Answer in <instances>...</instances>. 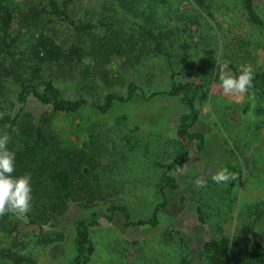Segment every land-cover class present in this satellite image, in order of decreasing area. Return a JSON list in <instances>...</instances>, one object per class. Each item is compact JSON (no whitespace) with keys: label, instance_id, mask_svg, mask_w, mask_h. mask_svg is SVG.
<instances>
[{"label":"rangeland","instance_id":"374dc122","mask_svg":"<svg viewBox=\"0 0 264 264\" xmlns=\"http://www.w3.org/2000/svg\"><path fill=\"white\" fill-rule=\"evenodd\" d=\"M32 1L43 4L42 0ZM139 6L141 14L135 18L119 10L113 0L72 1L68 5L70 18L76 24L96 25L88 31L83 46L89 80L82 89L80 75L74 69L56 71L53 66L50 72L66 99L83 97L97 103L106 92L123 94L126 84L132 81L140 90L131 101L114 105L103 114L89 105L75 113L53 114L33 100L25 104V111L32 119L44 113L48 116L52 133L63 144L71 142L83 147L95 159L88 179L101 182L106 190L90 209L102 215L108 205H124L131 220L145 217L161 201L155 188L160 174L168 162L180 157V145L190 147L175 132L178 117L186 112L179 97L144 99L141 96L169 87L164 54H168L174 69L203 59L227 60L228 70L234 74H238L243 64H250L254 73L264 69L261 51L264 37L249 22L242 0H144ZM253 9L264 24V0H253ZM140 26L151 28L161 54L154 50L150 39H140ZM113 30L119 31L115 33L117 44L111 37ZM120 34L135 37V47H126ZM105 37L107 43L112 41L111 45L103 42ZM74 38L75 32L68 25L52 18L43 34L39 36L33 28L32 32L20 35L19 41L22 50L33 60L30 68L33 70L40 58L51 55L50 51L57 53V48L67 47ZM46 70L35 71L32 79L39 82L48 75ZM221 71L219 67L217 71L198 73L193 78L203 85L205 96L195 102L198 119L190 130L202 134L203 148L198 153H189L181 169L168 172L177 187L163 189L166 202L156 214L158 227H125L119 212H114L110 221L100 218L98 226L89 230L94 250L87 264H133V261L135 264V247L128 243L135 240L145 256L153 254L159 248L156 238L171 213L177 217L182 213L183 219L194 212H202L204 216L209 213L211 217L200 219L201 225L204 222L207 227L217 226V216L223 217L219 220L225 223L220 225L227 228V235L234 225L231 218L234 211L258 214L260 219L252 229L258 227L256 235L264 239V87L256 91L249 89L255 95V102L247 94L225 95L220 87ZM222 167L236 172L239 179L228 185L215 183L212 176ZM198 180L203 183H197ZM75 207L56 227L61 240L46 246L35 244L30 236L36 231L35 226L14 215L12 220L21 230L19 237L30 236L24 243L19 241V248L14 249L35 258L34 264H61L69 260L73 255L70 221L89 210ZM239 215L234 230L240 229ZM176 255L175 249H164L160 259L174 262Z\"/></svg>","mask_w":264,"mask_h":264},{"label":"trees","instance_id":"16d2710c","mask_svg":"<svg viewBox=\"0 0 264 264\" xmlns=\"http://www.w3.org/2000/svg\"><path fill=\"white\" fill-rule=\"evenodd\" d=\"M37 5L32 0H25L22 4L12 0H0V134L7 133L10 137L8 148L15 153V173L31 174L32 209L25 220L27 224L36 227L31 233L35 244L46 246L61 240V233L57 230L59 222L67 219L68 213L76 209H89L85 215L70 221L72 229V257L61 264H87L93 255V244L89 238L90 228L97 227L100 218L110 221L114 212H119L125 227H154L157 224L156 214L165 206L163 189L173 190L177 187L176 180L168 172L181 169L189 157V153H198L203 148V136L199 132L190 130L198 119L195 107L197 100L203 99L205 91L201 83L193 81L198 73H212L220 67L215 59H203L197 63H187L177 69L172 68L167 53L164 54L168 71L169 87L166 90H152L142 98L155 96L179 97L180 103L186 108L177 120L175 132L178 138L190 143L189 149L182 148L180 157L166 164L155 185L160 202L155 203L145 217L131 220L124 205H108L102 215L90 209L97 204L104 189L101 182L89 181L94 165V158L83 148L71 142L63 144L52 133L48 116L45 113L36 119L29 117L25 111V104L33 100L50 113L71 114L84 105L96 109L103 114L114 105L126 104L131 101L140 88L132 81L125 86L123 94L106 92L101 95L99 102H88L83 97L66 99L62 97L56 85L55 77L50 75L53 66L56 71L68 68L79 73L80 88L85 89L90 71L84 56V44L88 31L96 25L91 23L76 24L68 14V5L74 0H42ZM144 0H113L114 5L129 16L138 17L141 12L140 3ZM245 14L254 27L264 37V24L253 9V0H242ZM52 18L60 19L75 32V38L67 47L57 48V53L39 59V63L32 67L33 60L28 58L22 50L19 37L32 32L40 36ZM140 39H150L154 50L161 54L159 42L152 34L151 28L140 26ZM113 30L111 37L119 40ZM46 37V36H44ZM126 47H135V37L130 35L119 37ZM109 41L106 39L103 42ZM99 42V41H98ZM112 42V41H111ZM108 42V45H111ZM104 44V43H102ZM100 44V45H102ZM116 45H114L115 48ZM33 51V45H30ZM264 61V39L261 44ZM144 56V55H143ZM141 60H143L142 56ZM135 60V59H134ZM76 66V68H73ZM47 69L48 75L39 82L32 78L35 71ZM59 72H57L58 77ZM264 87V69L254 73L253 87L258 90ZM260 92V91H259ZM106 190V189H105ZM104 195V194H103ZM75 205V206H74ZM251 215L250 227L260 219ZM14 214L6 213L0 216V264H34L35 258L21 255L14 248H19V241L25 242L27 236H20L21 231L13 222ZM165 234V233H164ZM168 236L174 235L167 233ZM177 238L180 237V234ZM37 237V238H35ZM135 247V264L158 263L160 254L145 256L141 248L136 246L138 241H129ZM44 244V245H43ZM185 246V245H184ZM202 264H264V239L254 237L248 233L242 235L225 236L220 239H208L200 250Z\"/></svg>","mask_w":264,"mask_h":264},{"label":"clouds","instance_id":"9594fccd","mask_svg":"<svg viewBox=\"0 0 264 264\" xmlns=\"http://www.w3.org/2000/svg\"><path fill=\"white\" fill-rule=\"evenodd\" d=\"M229 61L218 62L221 71L220 87L225 95H248V99L255 102V95L249 93L253 87L254 70L250 64H243L238 74L228 70ZM10 137L7 133L0 134V216L12 213L20 219H27L32 209V183L31 174L14 175L15 153L8 148ZM239 175L228 168L222 167L213 176L217 184L228 185L236 182ZM197 183H203L198 180Z\"/></svg>","mask_w":264,"mask_h":264},{"label":"crops","instance_id":"0c3cea01","mask_svg":"<svg viewBox=\"0 0 264 264\" xmlns=\"http://www.w3.org/2000/svg\"><path fill=\"white\" fill-rule=\"evenodd\" d=\"M182 213H180L177 217L176 214H170L168 215L167 224H165L162 228V231L160 232V235L156 240L158 241V249L153 254H160L161 251L164 249L173 250L175 249L178 253V255L175 256V260L169 262H164L162 259H160V256L158 257V263L153 264H202L200 260V250L202 248V245L204 242H206L208 239H220L221 237H225L226 232H228L226 227H223L220 224H224L225 222H222V220H219L223 217H218V224L217 226L207 227L204 226V222L201 225L200 219L204 217H211L209 216V213L202 214V212L199 213H190V215L185 216L186 218H181ZM240 217V229L238 227L234 230L233 227L237 222L236 217L237 215ZM227 217H230V215H227ZM250 217L251 215L247 213H238L234 211L231 214L232 222L234 223L233 227H231V230L229 231V234L227 236H233V235H242L245 233H248L250 235H254V237L263 238V236L256 235L259 233V228L256 227L255 229H252L250 227ZM174 218V219H173ZM179 220H178V219ZM172 221H179L178 223H175L174 225L171 224ZM155 228L158 227V223ZM149 227V228H154ZM165 233V234H164ZM174 234L168 236V234ZM180 234V237L177 238V235ZM222 234V235H221ZM157 243V242H156ZM185 245V246H184ZM155 248V246H154ZM154 251V250H153ZM134 259V258H133ZM134 264V261L132 262Z\"/></svg>","mask_w":264,"mask_h":264}]
</instances>
